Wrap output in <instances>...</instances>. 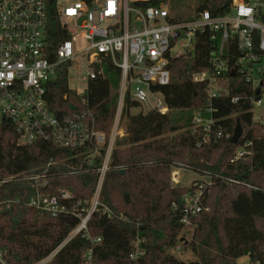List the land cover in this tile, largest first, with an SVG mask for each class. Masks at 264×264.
I'll use <instances>...</instances> for the list:
<instances>
[{
  "label": "trees",
  "instance_id": "16d2710c",
  "mask_svg": "<svg viewBox=\"0 0 264 264\" xmlns=\"http://www.w3.org/2000/svg\"><path fill=\"white\" fill-rule=\"evenodd\" d=\"M55 1L50 0L53 20H57ZM167 1L148 4L158 6ZM232 1L204 0L196 10L208 9L218 16L231 10ZM234 46L230 43L236 58ZM210 47L204 36L195 53L189 50L171 60V81L161 86L168 113L155 109L132 113L139 104L127 96L123 109L126 133L115 142L100 192L103 205L93 211L88 222L89 233L101 237L94 245V264H186L170 249L185 243L179 232L192 225L196 227L189 244L198 264H222L225 260L236 264L243 256L249 257V264H264V227L259 224L264 221V186L254 181L257 172L264 174V123L255 121L253 113L254 101L262 99L263 89L256 94L244 74L237 72L220 81L223 90L210 97L209 83L192 79L194 72L210 67ZM105 71L104 77L89 82L82 95L69 90L63 77L48 93L51 109L58 115L88 113L95 128L108 132L117 109L113 91L119 87L121 73L108 61ZM209 103L215 119L213 129H222L224 135L199 143L202 134L193 129V115L199 111L208 116L205 108ZM238 121L244 133L233 143ZM182 128L184 131L178 132ZM247 142L250 145L246 146ZM243 146L247 151L233 160ZM100 161L97 158L95 166L89 165L80 150L60 148L50 141L22 144L15 124L0 112V250L7 264L39 262L78 226L80 217L72 211L90 208ZM172 167L210 175L207 198L212 187L226 191L237 186L228 209L219 205L212 211L203 210L192 217L191 225H185L181 221L183 196L194 186L172 185ZM35 175L41 177L34 179ZM64 190L71 195L61 199V204L71 211L52 216L28 203L38 193L60 195ZM117 196L124 204L122 210L115 202ZM104 205L112 211L111 216ZM198 230H205L200 253ZM90 246V240L78 233L44 264H83ZM137 247L144 254L132 259Z\"/></svg>",
  "mask_w": 264,
  "mask_h": 264
},
{
  "label": "built area",
  "instance_id": "2783aa9c",
  "mask_svg": "<svg viewBox=\"0 0 264 264\" xmlns=\"http://www.w3.org/2000/svg\"><path fill=\"white\" fill-rule=\"evenodd\" d=\"M151 1L56 0L57 20H53L50 0H0L1 114L15 124L22 144L50 141L60 148L80 150L89 165L95 166L97 158L101 160L90 208L86 212L85 209L72 211L80 217L78 226L51 254L35 264L50 261L78 233H83L91 242L84 253L83 264H94V245L101 237L89 233L88 222L93 211L103 205L100 192L115 142L126 133L120 126L126 98L130 96L148 110L168 113L170 108L161 86L171 81L173 58L185 55L189 50L195 53L200 38L207 36L211 46L210 67L194 72L192 79L207 81L210 97L223 90L222 86L215 89V85L237 72L244 74L256 91L264 81L263 0H233L228 13L214 16L208 9L196 10L191 17L183 19L174 17L166 4H148ZM79 38L87 45L78 51ZM230 43L238 52L236 58ZM107 61L121 73L117 109L108 135L95 128L88 113L58 115L51 109L48 98V93L63 77L68 80L69 90L85 94L92 79L105 76ZM81 63H85L86 77L78 76L79 85L75 86L70 80L73 70ZM83 80L86 85L81 88ZM257 101L261 103L262 99ZM205 111L208 116L199 111L193 115V129H199L202 134L199 143L224 135L222 129H213L215 119L210 103ZM246 151L245 146L241 147L233 160ZM208 176V180L201 179L183 196L181 221L185 225H191L192 217L205 210V189L212 184ZM40 177L33 176L34 179ZM173 179L179 183L177 172ZM70 195L65 190L60 195L38 193L28 203L56 216L70 210L61 204V199ZM103 207L111 216L112 211ZM142 254L144 251L137 247L131 258L137 259ZM0 261L7 264L1 250Z\"/></svg>",
  "mask_w": 264,
  "mask_h": 264
},
{
  "label": "rangeland",
  "instance_id": "374dc122",
  "mask_svg": "<svg viewBox=\"0 0 264 264\" xmlns=\"http://www.w3.org/2000/svg\"><path fill=\"white\" fill-rule=\"evenodd\" d=\"M204 0H168L165 4L169 6L170 10L174 11L173 16L177 18H189L194 14V11L196 12L197 6L202 4ZM86 41L82 38H79L77 43H76V50H81L86 46ZM84 61V60H83ZM85 62V61H84ZM73 79L70 80V83L77 86L79 85V79L78 76L81 78L86 77V69H85V63H81L79 65L78 69L73 70ZM79 73V75H78ZM82 85L81 88H84L86 85V80L81 81ZM220 86L223 87L222 83H219V85H215V89H220ZM113 94L117 96V102H118V88L113 91ZM125 107V105H124ZM124 109V108H123ZM123 109H122V118L120 121V126L123 128L124 133L126 131V118L123 117ZM139 111H144L147 112L148 109L143 108L141 106L135 107L131 109L132 113H137ZM253 113H254V120L257 122H262L264 123V87H263V94H262V102L259 103L257 100L254 101V107H253ZM113 126V125H112ZM112 126L106 134L108 135L111 130ZM185 128H182L178 132L184 131ZM105 132V131H104ZM244 133V132H243ZM172 174H171V183L172 185H179V186H189V185H194L195 183L199 182L200 179H209L208 174H200L195 172L194 170H191L189 168L185 167H172ZM178 174V179L179 183L177 184L176 181L173 179V174L176 173ZM254 181L262 186H264V174L257 172L254 175ZM237 186H232L228 188L226 191H222L219 188H214L212 187L210 189V192L208 194L207 198V203L204 201V206L205 210L212 211L215 209V207H219V205H224V209H228V204H229V199L232 196L233 192L237 190ZM240 188V187H239ZM115 202H117V207L119 209H123L124 204L121 201V198L119 196L115 197ZM122 215V214H120ZM259 224L261 227H264V221H259ZM196 226H188L183 228L179 232V237H181L182 241L185 243L179 244L176 248L170 249V251L179 259L184 260L186 264H198L199 261H197L198 257L196 256L195 252L193 251V247L191 246V241L193 239V233H194V228ZM207 229V227H206ZM199 232L197 233L196 240L199 243V253H200V241L204 237L205 230H198ZM207 231V230H206ZM213 251V250H212ZM214 254L216 255L215 251ZM250 259L248 256H243L240 257L236 264H249ZM105 264V263H104Z\"/></svg>",
  "mask_w": 264,
  "mask_h": 264
},
{
  "label": "water",
  "instance_id": "95a60500",
  "mask_svg": "<svg viewBox=\"0 0 264 264\" xmlns=\"http://www.w3.org/2000/svg\"><path fill=\"white\" fill-rule=\"evenodd\" d=\"M264 85V81L262 80L260 82V86L262 87ZM261 87H259L256 91V94H259L260 91H261ZM243 134V129H242V126H241V123L238 121L236 127H235V131H234V134H233V137H232V142L233 143H237L240 139V137L242 136ZM125 169H122V172H124ZM222 264H232L230 261L228 260H225Z\"/></svg>",
  "mask_w": 264,
  "mask_h": 264
},
{
  "label": "crops",
  "instance_id": "0c3cea01",
  "mask_svg": "<svg viewBox=\"0 0 264 264\" xmlns=\"http://www.w3.org/2000/svg\"><path fill=\"white\" fill-rule=\"evenodd\" d=\"M238 259H239V258H238ZM238 259H237V260H238Z\"/></svg>",
  "mask_w": 264,
  "mask_h": 264
}]
</instances>
